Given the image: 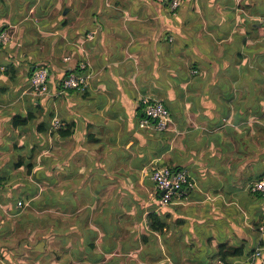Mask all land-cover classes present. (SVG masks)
<instances>
[{
  "label": "crops",
  "instance_id": "crops-1",
  "mask_svg": "<svg viewBox=\"0 0 264 264\" xmlns=\"http://www.w3.org/2000/svg\"><path fill=\"white\" fill-rule=\"evenodd\" d=\"M3 30L0 264H218L222 246L242 251L227 264H250L264 227L250 189L264 177V0H183L176 13L0 0ZM41 66L48 95L30 84ZM81 69L87 87L57 94ZM144 96L169 109L168 131L140 126ZM163 165L195 184L164 207L151 178Z\"/></svg>",
  "mask_w": 264,
  "mask_h": 264
},
{
  "label": "built area",
  "instance_id": "built-area-1",
  "mask_svg": "<svg viewBox=\"0 0 264 264\" xmlns=\"http://www.w3.org/2000/svg\"><path fill=\"white\" fill-rule=\"evenodd\" d=\"M166 2L172 13L178 12L183 0H160ZM89 34L88 37H92ZM11 41L10 34L7 30L0 32V42L4 45ZM85 66L82 67V69ZM70 71L63 79L61 89L57 94L66 92L68 90H84L88 84V76L83 72ZM31 88L37 95L51 94V87L49 85V71L48 68L41 66L36 68L32 73L30 79ZM142 117L140 126L144 128H152L156 131H168L173 119L169 109L164 102L149 96H144L141 99ZM61 122L56 120L53 124L54 127L59 128ZM152 180L160 191V205L167 206L172 202L175 195L186 193L189 189L194 187V182L191 179L189 172L186 169H173L170 166L163 165L157 167L152 175ZM253 193L259 194L264 198V177L255 180L251 187ZM18 206H24L22 201L18 202ZM260 244L255 248L254 253L250 257V264H264V227L259 231ZM218 264H226L225 261L219 259Z\"/></svg>",
  "mask_w": 264,
  "mask_h": 264
},
{
  "label": "trees",
  "instance_id": "trees-1",
  "mask_svg": "<svg viewBox=\"0 0 264 264\" xmlns=\"http://www.w3.org/2000/svg\"><path fill=\"white\" fill-rule=\"evenodd\" d=\"M70 129L67 130V131H62L61 133L63 135H69L70 134ZM4 181L2 180V178H0V188L3 187ZM153 222H154V227L158 230V231H164L166 228H167V224L162 222L156 215L153 214ZM227 249V250H226ZM231 251L226 247V246H222L221 248V253H220V259H222L223 261H227V257L232 253H236V254H241L242 251H238V250H235V251ZM227 264V263H226Z\"/></svg>",
  "mask_w": 264,
  "mask_h": 264
}]
</instances>
